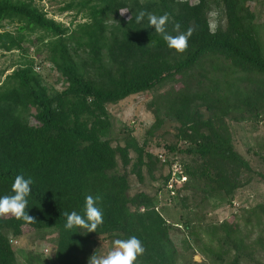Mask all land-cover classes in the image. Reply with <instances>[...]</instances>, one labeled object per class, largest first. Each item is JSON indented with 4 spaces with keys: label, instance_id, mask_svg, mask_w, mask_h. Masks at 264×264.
I'll return each instance as SVG.
<instances>
[{
    "label": "trees",
    "instance_id": "obj_1",
    "mask_svg": "<svg viewBox=\"0 0 264 264\" xmlns=\"http://www.w3.org/2000/svg\"><path fill=\"white\" fill-rule=\"evenodd\" d=\"M212 1L222 5L227 16L225 27L213 32L204 0L199 5L178 0L71 1L65 9H77L84 18L74 29L48 18L32 1L0 0V23L16 26L14 31L0 33V50L21 49L27 37L36 35L66 83L62 92L50 95L32 63L20 65L3 80L0 77V197L13 194L16 175L31 179L26 211L36 221L25 224L11 216L0 219V264H13L7 234L20 237L25 228L56 232L58 264H84L81 255L98 237L131 236L140 239L146 250L139 264H177L178 251L170 236L174 227L155 210L157 194L131 195L127 175L117 172V157L126 166L130 150L138 158L139 180L141 167L150 172L158 161L129 134L122 137L124 146L112 147L107 106L151 91L177 76L192 78L196 69L205 78L221 75L222 69L232 75L222 81V87L215 80L214 86L194 96L200 102L195 109L188 108L190 97L182 104L180 115L186 118L180 119L179 136L189 145L182 152L187 160L182 161L179 176L187 180L177 190L176 199L185 212L183 225L189 229L204 222L212 199L233 202L235 192L254 176L264 181V175L255 172L232 147L226 123L235 115H239L237 121L247 114L258 116L263 109L264 43L243 5L245 0ZM121 8L130 10L131 21L120 15ZM141 10L157 16L169 14L172 35L177 34L172 30L174 23L181 25V32L191 28L187 51L178 54L170 49L147 17L138 24L135 14ZM110 20L114 23H108ZM88 73L92 77L86 78ZM170 177L168 172L164 184ZM165 191L170 198L176 195L173 190ZM88 195L102 198L98 206L103 211V225L97 233L67 230L64 213L75 211L84 216ZM243 213L245 221L260 229L252 249L264 252V201ZM239 228L238 223L222 224L228 237L235 238L237 255L243 249ZM249 257L247 261L256 262L254 255ZM239 262L241 258L236 257L233 264Z\"/></svg>",
    "mask_w": 264,
    "mask_h": 264
},
{
    "label": "rangeland",
    "instance_id": "obj_2",
    "mask_svg": "<svg viewBox=\"0 0 264 264\" xmlns=\"http://www.w3.org/2000/svg\"><path fill=\"white\" fill-rule=\"evenodd\" d=\"M26 1H32L46 13L48 18L70 29H74L78 23L84 21L83 14L77 9H65L71 1L76 2V0ZM178 1L188 2L189 5H199L203 0ZM204 1L209 5L207 21L210 30L213 32L218 27L224 28L227 16L223 6H218L212 0ZM243 5L251 13L252 23L258 26V32L264 43V0H245ZM124 17L128 18L129 14L127 13ZM108 23L114 22L110 20ZM15 27L14 24L2 22L0 33L14 31ZM36 37V35L27 37L21 49L10 52L0 50V77L3 80L20 65L32 63L34 71L41 77L49 94L55 95L65 89L66 83L48 60L45 48L41 43H37ZM67 42L72 45L69 38ZM80 54L81 51L78 50L77 55ZM225 74L227 76L223 78L222 75ZM191 75L192 78L177 76L151 91L132 95L117 104L107 106L110 120L108 137L112 147L124 146L122 137L129 134L139 147L145 146L144 151L158 161L156 167L150 172L146 166H142V179L139 180L135 165L138 158L135 152L130 150L126 166L123 165L121 158L117 157V172L127 175L131 195L138 192L157 194L159 203L155 210L174 227L170 230V236L177 247V264H233L236 257L241 258L239 264H257V262L264 264V252L261 249H252L260 229L255 227L254 222L245 221L246 214L243 213L244 210L264 201V181L258 176H254L249 184L235 192L233 202L221 198L212 199L207 218L201 224H193L189 229L183 225L186 220L185 212L176 199L177 190L182 189L187 180L186 177L181 180L179 176L183 171L181 163L187 160L182 152L189 145L179 136L180 121L186 118L185 114L180 115L182 104L185 103L184 99L190 97L188 108L195 109L200 102L194 99V96L204 92L208 86H214L215 80L220 81L222 87L224 85L222 81L231 77L232 73L230 70L222 69L221 75L213 74L205 78L204 74L196 69ZM87 77L92 75L88 73ZM234 83L237 84V80ZM200 111L204 118H207L206 111L203 108ZM238 116L235 115L226 121L232 147L249 162L255 172L264 175V103L258 116L247 114L237 121ZM29 123L34 125L35 121L29 118ZM171 147L174 151H171ZM168 172L171 177L164 184L163 180ZM246 178L247 176H244L242 180ZM166 189L173 190L176 195L170 198ZM223 223L232 226L239 224L241 234L238 237L243 241L240 255H237V251L234 250L235 238L228 237L227 232L222 229ZM7 237L13 252V264H58L54 256L56 232L53 230L33 231L25 228L20 237H13L11 233H8ZM114 241L105 237L96 238L85 249L80 261L88 264L89 258L95 253L97 256L106 255L113 249ZM253 255V258L257 259L256 262L247 261L250 260L249 256Z\"/></svg>",
    "mask_w": 264,
    "mask_h": 264
},
{
    "label": "clouds",
    "instance_id": "obj_3",
    "mask_svg": "<svg viewBox=\"0 0 264 264\" xmlns=\"http://www.w3.org/2000/svg\"><path fill=\"white\" fill-rule=\"evenodd\" d=\"M129 11L128 8L119 9L121 16H125ZM145 17H147L150 26L154 27L155 32L163 38L170 49L175 50L178 54H184L187 51L189 39L193 35L191 28H188L186 32H181V25L174 23L172 30L177 34L172 35L168 31L169 14L165 13L157 16L143 10L135 14L138 24L144 21ZM131 19L132 17H129L130 21ZM31 185V179H26L23 175L15 176L11 185L13 194L0 197V219L11 216L18 221H23L25 224L36 222L35 218L26 211L29 203L28 198L32 193ZM101 199L100 196L93 197L88 195L85 198L84 216L75 211L71 213L65 212V228L67 230L79 228L86 230L88 233H97V229L104 223L103 211L98 206ZM113 243L114 247L111 251L101 256H97L95 253L89 258L88 264H139V258L143 257L146 251L141 240L136 236H131L127 239H116Z\"/></svg>",
    "mask_w": 264,
    "mask_h": 264
},
{
    "label": "built area",
    "instance_id": "obj_4",
    "mask_svg": "<svg viewBox=\"0 0 264 264\" xmlns=\"http://www.w3.org/2000/svg\"><path fill=\"white\" fill-rule=\"evenodd\" d=\"M173 193V192H172Z\"/></svg>",
    "mask_w": 264,
    "mask_h": 264
}]
</instances>
